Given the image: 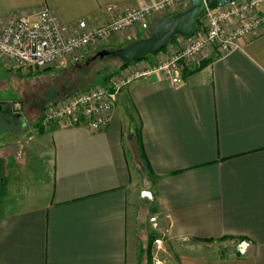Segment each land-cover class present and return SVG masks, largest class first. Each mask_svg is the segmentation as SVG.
Listing matches in <instances>:
<instances>
[{
    "label": "crops",
    "instance_id": "1",
    "mask_svg": "<svg viewBox=\"0 0 264 264\" xmlns=\"http://www.w3.org/2000/svg\"><path fill=\"white\" fill-rule=\"evenodd\" d=\"M157 1L0 0V24L47 8L63 23L99 26L109 6ZM133 36L124 30L104 46ZM4 132L13 144L21 135ZM41 135V172L39 161L20 162L35 179L19 198L31 202L11 208L12 173L0 168V264H137L134 156L155 192L169 264H264V28L227 54L200 53L177 83L156 72L135 79L101 132L54 124Z\"/></svg>",
    "mask_w": 264,
    "mask_h": 264
},
{
    "label": "built area",
    "instance_id": "2",
    "mask_svg": "<svg viewBox=\"0 0 264 264\" xmlns=\"http://www.w3.org/2000/svg\"><path fill=\"white\" fill-rule=\"evenodd\" d=\"M263 0H234L223 6L207 8L200 17L194 34L178 37L155 63L135 60L110 79L108 86L92 85L78 90L57 102L49 103L41 113L42 125H86L92 132L103 131L112 118L120 91L135 79L150 73H161L173 83L181 78L183 69L200 53L216 49L227 54L240 45V40L264 28ZM189 0H159L147 4H128L119 11L109 6L114 15L99 26L88 19L74 23L59 21L47 8L32 14L17 13L0 24V60L19 71H41L60 67L83 58L85 53L101 47L106 40L124 30L136 36L162 18L184 9ZM103 44V45H102ZM153 241L161 244L158 237ZM153 264H161L154 260Z\"/></svg>",
    "mask_w": 264,
    "mask_h": 264
},
{
    "label": "rangeland",
    "instance_id": "3",
    "mask_svg": "<svg viewBox=\"0 0 264 264\" xmlns=\"http://www.w3.org/2000/svg\"><path fill=\"white\" fill-rule=\"evenodd\" d=\"M200 22L201 19L199 20V23ZM151 30L152 26L138 32L136 36L134 35L125 43L115 45L114 47L104 46L103 44L105 43H103L101 47H92V51L90 53H85L83 58L76 60V63L74 62L62 67L44 69L41 71H31L33 74L29 76L27 75L28 71H19L10 68L0 60V101L7 102L12 107L13 111L23 113L25 117L27 115V125L23 131H20L21 135L14 139V141H16L15 144L9 141L6 142L8 139H12V136L4 132V130L8 131L10 129L0 120V155L3 150H10L9 153L13 154L12 156H0V168H3V164L6 163V165H8V169L5 167L7 171L6 174L8 175V170L12 173L10 179L12 182L8 190L10 195L8 196H16L18 198V201H16L17 198L16 200H8L11 203L14 202L11 208L17 209L20 208V206H25L22 202H31V200L25 199L24 201L19 198L21 194H23L22 191L24 189H32L31 185L33 183H31V181L35 179L28 171V168L21 166L22 164L20 162L25 161L28 166L35 160L39 161L41 167H37V171L40 173L43 162L47 158L44 154L40 155L39 153L44 149L45 143L41 138V134L44 133V130L48 129L42 125V119L39 117L43 108L49 103H52L51 101L53 99L60 97L63 93L68 92L72 88H79L86 84L96 85L105 79L110 80L111 77L116 74V70L119 69L121 61L116 58L105 56L101 59H95L89 66H86V59L100 49L121 47L133 39L146 37L150 35ZM172 38L161 51L150 54L146 58L152 55H155V59L157 57L162 58L163 53L168 54L169 51H166L167 47L174 44L178 39V37ZM123 68L124 67H121V69ZM134 159L135 160H132V170L136 178L131 189V195L135 211L140 213V221L137 230L136 262L137 264H153L154 260L157 259L160 260L161 264H169L172 257L171 252L167 249L165 244V230L160 223V217L151 211L155 192L149 181V174L145 162H142L140 158H135V156ZM3 174L0 170V177ZM7 175L6 177L9 176ZM0 208H3L1 204ZM154 237H158L161 240L159 246L155 245L153 241ZM237 244H239V242Z\"/></svg>",
    "mask_w": 264,
    "mask_h": 264
},
{
    "label": "water",
    "instance_id": "4",
    "mask_svg": "<svg viewBox=\"0 0 264 264\" xmlns=\"http://www.w3.org/2000/svg\"><path fill=\"white\" fill-rule=\"evenodd\" d=\"M234 0H189L188 5L155 23L150 35L136 38L126 45L113 49H100L86 59V63L109 56L121 62L141 60L165 47L172 37L188 38L197 28V19L207 8L223 6ZM1 107V105H0Z\"/></svg>",
    "mask_w": 264,
    "mask_h": 264
},
{
    "label": "flooded vegetation",
    "instance_id": "5",
    "mask_svg": "<svg viewBox=\"0 0 264 264\" xmlns=\"http://www.w3.org/2000/svg\"><path fill=\"white\" fill-rule=\"evenodd\" d=\"M0 105V120L4 125L11 131H22L27 125V115L25 117L23 113L13 111L7 102L0 101Z\"/></svg>",
    "mask_w": 264,
    "mask_h": 264
},
{
    "label": "trees",
    "instance_id": "6",
    "mask_svg": "<svg viewBox=\"0 0 264 264\" xmlns=\"http://www.w3.org/2000/svg\"><path fill=\"white\" fill-rule=\"evenodd\" d=\"M199 20H200V18H198L197 19V25H198V23H199ZM175 38H177L178 36H174ZM172 39H174V38H172ZM123 46V45H122ZM112 47H114V46H112ZM111 47V48H112ZM164 48V47H163ZM162 48V49H163ZM161 49V50H162ZM160 50V51H161ZM159 52V51H158ZM148 56V55H147ZM146 56V57H147ZM145 57V58H146ZM101 59V58H100ZM144 59V58H143ZM94 61V60H93ZM93 61H91L90 63H92ZM130 62H132V61H128V62H121V65H120V67H119V69L118 70H116V73L118 72V71H120V69H121V67H124V66H126L128 63H130ZM76 63V62H75ZM90 63H86V61H85V65L86 66H89L90 65ZM33 74V72H31V71H28L27 72V75L29 76V75H32ZM109 82H110V80L109 79H105V80H103L102 82H100V83H98V84H100V85H103V86H108L109 85ZM89 86H92V85H90V84H86V85H83V86H81V87H75V88H72L71 90H69L68 92H65V93H63L60 97H58V98H56V99H53L51 102H57L58 100H60V99H62V98H64V97H66V96H69L70 94H72V93H74V92H76V91H78V90H81V89H84V88H87V87H89ZM42 113V112H41ZM39 117H41V114H40V116Z\"/></svg>",
    "mask_w": 264,
    "mask_h": 264
}]
</instances>
